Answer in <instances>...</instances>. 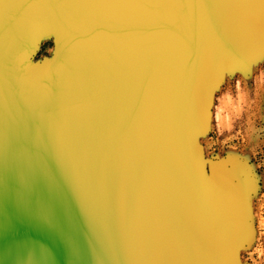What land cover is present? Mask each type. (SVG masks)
Listing matches in <instances>:
<instances>
[{
  "label": "water",
  "instance_id": "1",
  "mask_svg": "<svg viewBox=\"0 0 264 264\" xmlns=\"http://www.w3.org/2000/svg\"><path fill=\"white\" fill-rule=\"evenodd\" d=\"M263 54L264 0H0V264H242L249 170L198 140Z\"/></svg>",
  "mask_w": 264,
  "mask_h": 264
},
{
  "label": "rangeland",
  "instance_id": "2",
  "mask_svg": "<svg viewBox=\"0 0 264 264\" xmlns=\"http://www.w3.org/2000/svg\"><path fill=\"white\" fill-rule=\"evenodd\" d=\"M51 48L49 39L42 40L33 60L48 57ZM244 75L224 77L215 90L207 132L199 143L206 160L231 157L229 165L237 166L234 170L248 168L252 235L239 252V260L242 264H264V57ZM251 181L248 177L249 185Z\"/></svg>",
  "mask_w": 264,
  "mask_h": 264
},
{
  "label": "bare ground",
  "instance_id": "3",
  "mask_svg": "<svg viewBox=\"0 0 264 264\" xmlns=\"http://www.w3.org/2000/svg\"><path fill=\"white\" fill-rule=\"evenodd\" d=\"M262 57H264V54L263 55H261V57L259 58V60L262 58ZM251 66H252V63H251V65L249 66V69L251 68ZM248 69V70H249ZM237 74V73H236ZM224 77H227L226 75L224 76ZM224 77H223V79H224ZM222 79V80H223ZM221 80V81H222ZM214 92L215 91H213V94H212V98H211V102H210V105H209V113H208V119H207V126H206V129L208 128V124H209V117H210V107H211V104H212V99H213V95H214ZM216 93V92H215ZM214 100V99H213ZM215 119H218V116H217V114L215 115ZM198 143H199V140H198ZM200 144V143H199ZM201 150H202V147H201ZM202 153H203V151H202ZM203 156H204V154H203ZM241 252V251H240Z\"/></svg>",
  "mask_w": 264,
  "mask_h": 264
}]
</instances>
